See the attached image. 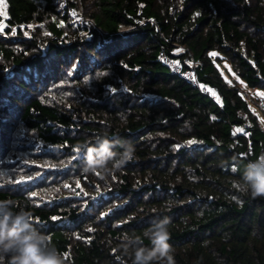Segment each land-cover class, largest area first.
<instances>
[{"label":"trees","instance_id":"16d2710c","mask_svg":"<svg viewBox=\"0 0 264 264\" xmlns=\"http://www.w3.org/2000/svg\"><path fill=\"white\" fill-rule=\"evenodd\" d=\"M3 6L0 200L14 204L0 220L30 211L65 264H131L121 245L137 244L122 237L151 247L143 234L165 217L173 264H264V197L233 187L264 154V108L240 87L264 92V0ZM162 51L216 95L172 74ZM104 137L118 154L131 143L133 159L85 173L87 146Z\"/></svg>","mask_w":264,"mask_h":264},{"label":"clouds","instance_id":"9594fccd","mask_svg":"<svg viewBox=\"0 0 264 264\" xmlns=\"http://www.w3.org/2000/svg\"><path fill=\"white\" fill-rule=\"evenodd\" d=\"M87 144H77L78 149H85ZM115 145L107 137L99 142V147L87 146V163L83 169L85 173L97 170L104 175L110 174L125 163L132 160L135 148L131 143L123 142L119 146L123 149L122 153H115L112 148ZM112 167H107L108 163ZM235 170V169H234ZM233 187L242 195H250L253 199L264 197V154L259 155L255 160L250 161L244 166L242 179L234 181ZM233 200L243 206L244 201L239 197ZM14 204L13 200H0V208ZM170 208L171 205H168ZM11 215L6 214L0 220V264H65L62 254H60L52 244L51 237L41 233L34 226V217L30 211L18 215L14 223H10ZM25 221H28L25 223ZM169 219L154 220L152 227L145 230L144 238L151 242V247H144L142 239L130 237L125 234L123 241L134 240L137 247L130 252V244H122L121 249L124 256L131 260V264H173L170 253L168 233ZM51 245L53 252L45 251ZM12 254L9 256V254Z\"/></svg>","mask_w":264,"mask_h":264},{"label":"built area","instance_id":"2783aa9c","mask_svg":"<svg viewBox=\"0 0 264 264\" xmlns=\"http://www.w3.org/2000/svg\"><path fill=\"white\" fill-rule=\"evenodd\" d=\"M159 59L163 66L170 70L172 74L180 76L182 79L191 83L194 87L198 88L203 94L212 99L211 93L207 87H204L198 80L195 66L193 70H184L182 65L174 60L171 56L167 55L164 51L159 53Z\"/></svg>","mask_w":264,"mask_h":264},{"label":"rangeland","instance_id":"374dc122","mask_svg":"<svg viewBox=\"0 0 264 264\" xmlns=\"http://www.w3.org/2000/svg\"><path fill=\"white\" fill-rule=\"evenodd\" d=\"M3 7H4L3 5H0V11H3ZM220 67L226 79L228 81L234 82L235 77L232 74L230 67L227 64L221 65ZM240 87L242 88L245 97L250 102L253 110H255L259 114V117L261 118L260 114L262 112V109L264 108V96L260 95V93H264V92L251 91L247 89L243 83H240Z\"/></svg>","mask_w":264,"mask_h":264},{"label":"snow or ice","instance_id":"6c2138e0","mask_svg":"<svg viewBox=\"0 0 264 264\" xmlns=\"http://www.w3.org/2000/svg\"><path fill=\"white\" fill-rule=\"evenodd\" d=\"M0 5H5L6 6V0H0ZM6 19H7V13H6V9H5V11H0V33H3L4 28L5 27H8V25H6L5 23H3V20H6ZM13 34H15L14 31H13ZM211 55L215 56L217 54L216 53H212ZM233 75H235V74H233ZM237 79H239V78L237 77ZM228 83H231V81H228ZM207 91H209L213 96L216 95V93L215 92H212L210 89H208ZM260 95L264 96V93H260ZM237 131L238 132H243L244 130L243 129H237ZM188 143L189 144L195 143V141H188ZM177 147H179V145H177ZM24 179L25 178H21V180H17L15 182L16 183H20ZM26 179L30 180V179H32V177H27ZM89 231H92V229H89Z\"/></svg>","mask_w":264,"mask_h":264}]
</instances>
